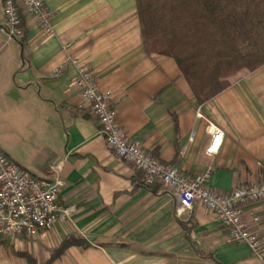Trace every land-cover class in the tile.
<instances>
[{
	"label": "crops",
	"instance_id": "1",
	"mask_svg": "<svg viewBox=\"0 0 264 264\" xmlns=\"http://www.w3.org/2000/svg\"><path fill=\"white\" fill-rule=\"evenodd\" d=\"M45 1L54 32L42 36L23 10L25 35L9 39L0 0V93L35 111L30 122L47 161L23 165L5 153L38 177L54 176L59 166L61 202L74 207L67 222L32 237L45 234L53 242L48 249L71 235L90 243L70 246L50 264H264L247 244L229 241L227 228L201 203L177 216L170 189L138 187L140 171L108 149L90 104L69 82L81 66L93 70L101 89L111 90L131 140L227 191L245 180L264 181V64L199 103L173 57L145 51L136 0ZM199 107L224 131L216 153L206 152L211 140L205 120L196 117ZM242 218L264 237V201L245 205ZM0 264L29 263L15 256Z\"/></svg>",
	"mask_w": 264,
	"mask_h": 264
},
{
	"label": "built area",
	"instance_id": "2",
	"mask_svg": "<svg viewBox=\"0 0 264 264\" xmlns=\"http://www.w3.org/2000/svg\"><path fill=\"white\" fill-rule=\"evenodd\" d=\"M2 4L5 17L3 30L9 39H21L25 35L23 10L35 17L42 36L54 32V13L45 0H2ZM62 67L56 72H60ZM69 82L90 104L108 149L120 160L141 171L145 184L161 183L176 195L177 216L184 215L196 203H201L227 228L229 241L247 244L255 257L264 259V237L242 218L245 205L264 201V181L245 180L227 191L213 189L206 183V175H190L180 165L163 162L131 140L118 120L111 90L101 89L93 70L81 66ZM196 117L205 120V130L210 135L211 142L206 152H218L224 140L223 129L206 118L200 107L196 110ZM196 134L194 128L190 141ZM54 172L50 178L34 176L0 146V237L11 240L20 236L32 237L70 219L74 207L61 202L63 182L60 167H54ZM252 220L257 222L259 217L253 216Z\"/></svg>",
	"mask_w": 264,
	"mask_h": 264
},
{
	"label": "trees",
	"instance_id": "3",
	"mask_svg": "<svg viewBox=\"0 0 264 264\" xmlns=\"http://www.w3.org/2000/svg\"><path fill=\"white\" fill-rule=\"evenodd\" d=\"M136 1L145 51L173 57L199 103L228 88L239 71L264 64V0ZM140 174L138 187L159 190L161 183L147 185ZM73 245L90 243L71 235L45 264Z\"/></svg>",
	"mask_w": 264,
	"mask_h": 264
},
{
	"label": "rangeland",
	"instance_id": "4",
	"mask_svg": "<svg viewBox=\"0 0 264 264\" xmlns=\"http://www.w3.org/2000/svg\"><path fill=\"white\" fill-rule=\"evenodd\" d=\"M241 71L230 78L231 82ZM34 113V110L20 107L9 93H0V146L23 165L43 166L47 159L38 147L37 128L30 122ZM52 245L53 242L45 234L41 237H16L13 240L0 237V259L8 262L9 258L18 256L28 262L27 256H30L37 264H45L58 247L48 249Z\"/></svg>",
	"mask_w": 264,
	"mask_h": 264
}]
</instances>
